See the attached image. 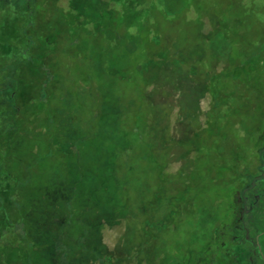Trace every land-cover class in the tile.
<instances>
[{"label":"trees","instance_id":"1","mask_svg":"<svg viewBox=\"0 0 264 264\" xmlns=\"http://www.w3.org/2000/svg\"><path fill=\"white\" fill-rule=\"evenodd\" d=\"M242 1L219 0L217 10L208 1L197 22V34L205 29L201 34L210 35L203 36L217 46L207 45L211 68L197 62L196 186L185 170L174 178L166 176L179 148L191 168L196 139L187 125L192 118L180 113L182 100L192 95L173 86L181 77L177 64L147 51L135 66L136 96L127 95L124 87L114 93L117 79L127 81L128 69L118 72L96 63L90 54L56 52L52 46L60 34L55 25L59 30L63 20L52 23L36 15L35 8L26 5L17 11L0 3V264H231L232 247L240 241L251 243V253L263 263L245 214L246 192L264 178V108L258 98H241L234 85L246 79L244 69L226 82L222 71L235 36L223 29L233 21L215 22L216 11L230 6L238 12ZM98 3H88L92 15ZM258 6L255 23L236 29L247 40L261 33L264 42V17L260 22L258 16L264 12V0ZM77 21L68 22L69 28ZM262 57H251L260 74ZM218 62L223 68L209 71ZM164 65L173 76L169 88L161 76ZM215 75L224 85L218 93L213 91ZM184 77L190 80V74ZM177 92H182L179 98ZM161 96L171 108L176 103L180 117L173 124L163 122ZM205 101L212 104V115L202 108ZM249 109L251 117L240 121V112ZM225 123L244 134L248 153L227 134ZM214 145L217 151L211 152ZM228 148L234 159L227 157ZM203 157L209 165L201 168ZM146 164L152 165L159 188L149 200L140 183L144 175L134 173L135 166ZM217 165L223 178L212 174ZM231 170L236 176L248 170L253 177L224 185ZM222 186L230 197L216 192ZM190 210L197 215L192 217ZM180 218L185 221L177 224ZM196 223L197 240H192Z\"/></svg>","mask_w":264,"mask_h":264},{"label":"rangeland","instance_id":"2","mask_svg":"<svg viewBox=\"0 0 264 264\" xmlns=\"http://www.w3.org/2000/svg\"><path fill=\"white\" fill-rule=\"evenodd\" d=\"M90 1L97 3L98 0H13V3L8 7L13 5L16 10L20 11L24 10L27 5V7L29 6L32 9L35 8L36 15L40 17L46 16L52 23H55L54 21L60 22V20L62 22L63 20L64 23H61L59 30L58 25H55L57 29L56 34H60L57 41L52 46L53 50L56 52L58 50L59 53L69 55L71 57L80 56L81 54H84V56L86 54H90L93 56L96 63L109 66L118 72H124L123 69H128L129 71L126 70V72H128L126 73L127 81L117 79L114 85V93H118L124 87L127 90V95L136 96L134 91L137 72L135 66L143 62L147 51H150L151 56H162V58L167 62L169 61L170 63L177 64L178 69H180L181 77L175 81L173 86H175V89L177 90L182 89L192 95L190 100H182L183 108L180 109V113L182 116H189L193 119V121L192 119H189L190 122H187V125L188 128L193 131L194 135H196V139L192 138V140L195 141L191 146V150L193 151L192 154L194 156H192V154L189 156L192 159V162H190L191 168H189L188 164H186L187 162L183 156L184 153H182L184 150L179 148V152L173 156V159L176 162L169 165L166 176L172 175L174 178L177 174L179 175L181 170H185L187 175H191L192 177V181H190L192 184L190 182L189 183L192 186H196L197 62H199L201 68L207 69L209 66L211 68V61L208 59L206 53L207 45L209 47L217 46L212 40L208 41L204 38L205 36L209 39L210 37L208 36L210 35L201 34L205 32V29L200 34H197V22L198 20L201 21L202 11L206 9L207 2L212 1V4L210 2V6L217 10V8H219V0H99L98 7L96 8L97 11L95 10L93 15L92 12H90V7H88V3L90 4ZM0 3L1 5L5 4L3 0ZM258 5L259 0H243L238 5L240 10H238V12H234L233 8L230 6L226 7L222 12L216 11L215 22L233 21V25L231 27L223 29V32H226L227 34L230 33L235 36L231 51L227 56L229 63L224 67V71H222L224 76L227 78L226 82L228 81V83H230L231 78L237 79L239 72L244 69L245 74L247 75L246 79L241 82V85L238 83H235L234 85L239 88L241 98L245 99L247 102H254L255 99L258 98V100H260L259 106L263 109L264 95H261V92H264V73L260 74L256 68L254 69L255 64H253V60H251L253 55L263 56L260 65L264 70V42L260 39L263 35L260 33V35L258 34L256 38L254 37L251 40H247L243 37V35L238 36L236 29L237 27L241 28L243 24L251 26L255 23V21H252V16L257 15L256 8L259 7ZM76 6L77 8L80 6L83 11L80 10L77 12L75 8ZM263 13V11L261 14L258 13L260 22H263ZM73 18L79 20L77 21L78 24L69 28L68 22L72 21ZM136 19H140L142 22L138 23L135 21ZM8 22L9 19L6 18L5 25L10 24ZM16 26H18V24H16ZM201 29H203V27H200V30ZM30 35L33 38L36 36L33 32H30ZM131 65L132 67H129ZM245 65L248 66L247 69L245 68ZM221 68H223L222 62H218L215 68L212 67L209 71L221 70ZM170 71V66L164 65L163 68H161V76L163 73V82L167 88L172 87L170 84V77L173 79V76H170ZM186 74H190V80L185 79L184 76ZM218 76L219 75H215L213 79L214 93H218L220 89H224L223 81L219 80ZM256 88H260L258 93L255 90ZM175 94V96L179 98L182 92H177ZM224 94V101L228 102L230 98L227 91H225ZM164 96L168 101L169 98L165 93ZM163 99L162 96L159 97V100L163 101ZM166 100L163 101V103L165 102L162 117L163 122L165 121L166 123V120L169 119V121L173 124L176 117H180L178 108L174 106L176 104L174 102H172L173 107L171 108V103L166 104ZM201 105L203 109H206V114L212 115L214 113V110L211 108L212 104L208 105V102L205 101ZM250 110L251 109L240 112V121H245V119L251 117ZM226 114L229 116L231 115V112L227 110ZM225 131L227 134H230L232 138H234L241 151H246L248 153L251 150V148L246 145V142H244V134L239 129H236L230 124H227L226 126L225 123ZM182 144H184V141ZM216 149V145L211 146V152H216ZM232 151L233 150L231 148H228V151L226 150V154L229 159H234L235 155ZM166 160H168V156L166 157ZM231 163L232 162H230V165ZM208 165L209 162L205 160V157L199 161V166L201 168ZM230 165L228 168H230ZM151 166L152 165L149 166L146 164L142 167H134V173L136 175L139 173L144 175L140 183L141 186L144 187L143 196H145L148 200L149 197L155 193V190H159L157 187V178L151 173ZM185 171H182L181 173ZM222 171V167L217 165L212 171V174L215 178H223L220 176ZM234 174L235 173L231 170L230 175L227 176L228 180L224 182V185H229V183H232L235 180L241 181L242 178L250 180V178L253 177L252 172H248V170H245V173L240 176H236V174ZM256 175H259V173H255V176ZM169 185L170 183L168 186L165 185L167 190L170 187ZM220 185L221 184H218L217 187ZM222 188L223 186L218 188L216 192H222L223 196L230 197V194L223 191ZM208 189L211 191L210 187ZM214 189L212 188V190ZM263 192L264 190L261 184L254 185V187L247 192V207L251 213L246 218L250 227L249 234L253 237L254 242L260 246L259 250L263 254V263L260 258L251 253L254 251L251 243L240 241L232 247V252L230 253L231 258L228 259L231 264H264V233L260 234V239L257 238L259 236L255 233V231H258L255 229H263L262 226L264 225V212L261 218L258 216L256 217L257 206L261 204L260 202L256 203V201H258L256 195L263 197ZM154 195L155 194H153V196ZM167 200L168 199L166 198V201ZM191 201L192 203H196V201H193L192 198ZM167 210L168 208H166V211ZM253 212H256V214H254L256 219L252 216ZM161 215L167 218L169 217L168 214L161 213ZM196 215V210L191 213L192 217ZM188 219H190L189 216H187V220ZM184 221L185 220L182 218L175 219L177 224H181ZM257 221H260V223L258 224ZM257 226H259V228ZM192 231L194 233H190L189 237L191 239L193 238L192 240H197V223ZM235 236L238 238L237 234H235Z\"/></svg>","mask_w":264,"mask_h":264},{"label":"crops","instance_id":"3","mask_svg":"<svg viewBox=\"0 0 264 264\" xmlns=\"http://www.w3.org/2000/svg\"><path fill=\"white\" fill-rule=\"evenodd\" d=\"M256 184H258V185H262L263 186V190H264V178L263 179H261V180H258V181H256L255 182ZM256 184H254V185H256ZM254 187V186H253ZM252 187V188H253ZM251 188V189H252ZM250 189V190H251ZM250 190H248L247 192H249ZM246 192V196H247V198H248V193ZM263 195H264V192H263ZM257 196V198H258V201H256V203H258V202H260L261 204H259L258 206H257V214H256V212L254 213H252L253 215V218H255L256 219V217L258 216L259 218H261L262 216H263V212H264V196L262 197H260V195L258 196V195H256ZM260 197V198H259ZM254 211V210H253ZM260 212H262V213H260ZM254 214H256V217L254 216ZM258 222V221H257ZM260 223V221L258 222V224ZM258 228H259V226H257ZM263 227V229H255V230H258V231H255V233H257V234H262V233H264V225L262 226Z\"/></svg>","mask_w":264,"mask_h":264},{"label":"flooded vegetation","instance_id":"4","mask_svg":"<svg viewBox=\"0 0 264 264\" xmlns=\"http://www.w3.org/2000/svg\"><path fill=\"white\" fill-rule=\"evenodd\" d=\"M1 2H2V0H0ZM4 2H5V6H9V5H11L13 2V0H3ZM16 1V0H15ZM12 7H13V5H12ZM14 8V10H16V8L15 7H13ZM18 11V10H17ZM247 202H248V198H247V196H246V207H247ZM251 213V211L249 210V208L247 207V211H246V214H245V225H246V227H247V229H248V231L250 232V227H249V225H248V223H247V220H246V218L249 216V214ZM257 236H259V237H257L258 239H260L261 238V235L260 234H257ZM260 247V246H259ZM253 248V247H252Z\"/></svg>","mask_w":264,"mask_h":264}]
</instances>
